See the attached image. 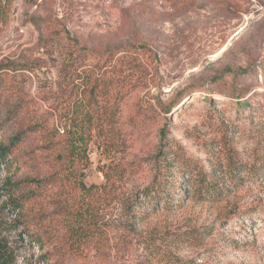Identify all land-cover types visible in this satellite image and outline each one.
I'll use <instances>...</instances> for the list:
<instances>
[{
	"label": "rangeland",
	"instance_id": "374dc122",
	"mask_svg": "<svg viewBox=\"0 0 264 264\" xmlns=\"http://www.w3.org/2000/svg\"><path fill=\"white\" fill-rule=\"evenodd\" d=\"M98 54L116 102L83 96ZM97 106L109 142L94 128L74 151ZM18 134L0 157L11 264H264V0H0V145ZM188 161L233 164L227 195L133 204Z\"/></svg>",
	"mask_w": 264,
	"mask_h": 264
},
{
	"label": "trees",
	"instance_id": "16d2710c",
	"mask_svg": "<svg viewBox=\"0 0 264 264\" xmlns=\"http://www.w3.org/2000/svg\"><path fill=\"white\" fill-rule=\"evenodd\" d=\"M100 57L97 66L100 71L93 79L86 81L85 88L83 90V96H89L90 102L97 105V101L102 99L105 102H109L111 98L117 101L118 94L121 89L117 83V79L109 80L106 78V70L103 68L106 67V64H110L109 59L104 58L101 54L96 55ZM79 61V60H78ZM244 70L243 72L245 73ZM119 77V75H117ZM96 109V110H95ZM81 122L84 121V125L80 126L79 124H74L76 129L71 131L73 150L79 152L87 153L88 143L92 138V131L94 128H98V137L102 142H109L111 138V133L108 134V121L115 122V115L109 113L107 115L100 114L97 108L91 107L89 110L81 116ZM62 115L60 116V122L63 123ZM78 123V122H77ZM112 128V127H111ZM163 132H166L163 130ZM22 139V134H18L15 138L11 140V143L8 145H0V157L6 159L12 154V148ZM169 165H172V162H167ZM227 167V174L222 178L216 176L209 171H206L203 166L198 163L188 161L186 167H184L180 172L179 181L173 180V184L168 181V177L162 178V180H156L150 186H148L143 192L142 200H136L133 202L134 205L143 209L145 213H148L150 209H175L182 208L185 204V200L190 197H194L200 200H210V201H220L228 193V189L231 184L228 182L229 177L235 176L233 173V164H229ZM241 170L239 169V172ZM187 174L185 179L184 174ZM35 181H40L36 179ZM182 183H185V187H182ZM14 181L11 179L7 180L3 186V189L6 193H9L11 189L14 188ZM97 187V186H96ZM90 189V188H89ZM87 191H90V190ZM8 200L5 202L4 206L9 207L11 210H18L19 215L24 216V205L21 202L20 197L15 196L10 193ZM86 213H89L86 210ZM144 213H142L143 215ZM43 235L39 234L35 239L36 242H42ZM13 253L10 250L8 243L4 237H2L0 232V264H11L13 262Z\"/></svg>",
	"mask_w": 264,
	"mask_h": 264
}]
</instances>
